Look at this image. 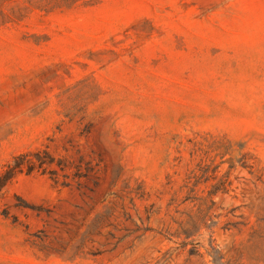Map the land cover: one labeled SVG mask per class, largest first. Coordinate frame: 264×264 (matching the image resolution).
<instances>
[{"label": "rangeland", "instance_id": "1", "mask_svg": "<svg viewBox=\"0 0 264 264\" xmlns=\"http://www.w3.org/2000/svg\"><path fill=\"white\" fill-rule=\"evenodd\" d=\"M0 264H264V0H0Z\"/></svg>", "mask_w": 264, "mask_h": 264}, {"label": "trees", "instance_id": "2", "mask_svg": "<svg viewBox=\"0 0 264 264\" xmlns=\"http://www.w3.org/2000/svg\"><path fill=\"white\" fill-rule=\"evenodd\" d=\"M33 170H28V173H31Z\"/></svg>", "mask_w": 264, "mask_h": 264}]
</instances>
